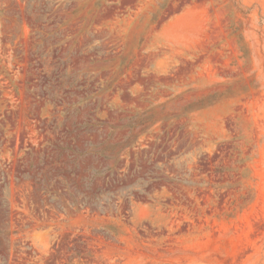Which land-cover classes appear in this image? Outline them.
<instances>
[{
    "label": "rangeland",
    "instance_id": "obj_1",
    "mask_svg": "<svg viewBox=\"0 0 264 264\" xmlns=\"http://www.w3.org/2000/svg\"><path fill=\"white\" fill-rule=\"evenodd\" d=\"M0 264H264V0H0Z\"/></svg>",
    "mask_w": 264,
    "mask_h": 264
}]
</instances>
